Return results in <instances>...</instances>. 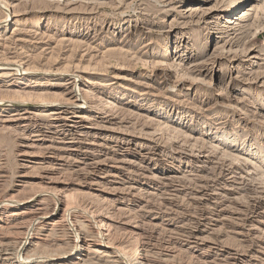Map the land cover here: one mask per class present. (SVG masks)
I'll return each mask as SVG.
<instances>
[{"label": "rangeland", "instance_id": "rangeland-1", "mask_svg": "<svg viewBox=\"0 0 264 264\" xmlns=\"http://www.w3.org/2000/svg\"><path fill=\"white\" fill-rule=\"evenodd\" d=\"M6 1L0 264H264V0Z\"/></svg>", "mask_w": 264, "mask_h": 264}, {"label": "bare ground", "instance_id": "bare-ground-1", "mask_svg": "<svg viewBox=\"0 0 264 264\" xmlns=\"http://www.w3.org/2000/svg\"><path fill=\"white\" fill-rule=\"evenodd\" d=\"M52 1V0H51ZM240 3H241V0H232V1H230L229 2V5H230V8H231V11H230V13L232 14V16H235L236 15V17H232V20H228V21H226L225 23L226 24H234L235 22L234 21H237V20H240V19H242L243 18V16L245 15V13H243L242 12V15H241V13H237V11H239L238 10V8H239V6H240ZM15 5H13V4H11L10 2H8V1H6V0H0V11L1 12H4V13H6V17H7V19L5 20V21H3V22H1L0 23V31H4V29L5 28H7L8 27V25H9V20H11V18H13L14 16H12V15H9L10 13H9V11H10V9L12 10L13 9V7H14ZM233 14H235V15H233ZM246 26V25H245ZM248 28V27H247ZM246 32V31H245ZM238 50V49H237ZM7 62V61H6ZM156 65H161V66H163L162 64H161V62H158V64H156ZM9 66H11V64H9V63H3V62H0V67H9ZM22 66V65H21ZM20 66V67H21ZM78 66V65H77ZM160 66V67H161ZM70 67V66H69ZM13 68V67H12ZM69 70V69H68ZM169 70V69H168ZM24 71V70H23ZM69 71H71V70H69ZM81 71V70H80ZM85 71V70H84ZM167 71V70H166ZM169 71H171V70H169ZM168 71V72H169ZM200 71V70H199ZM74 72H76V71H74ZM78 72V71H77ZM163 72V71H162ZM69 73V72H68ZM184 73V72H183ZM31 74H33V72H29V71H27V70H25L24 72H23V74L22 75H31ZM68 76H70V74H67L66 75V77H68ZM71 77V76H70ZM69 77V78H70ZM73 77V76H72ZM77 77V76H76ZM187 78V77H186ZM189 78V77H188ZM77 79V78H76ZM181 79V78H180ZM197 79V78H196ZM191 80V79H190ZM194 80H195V78H194ZM196 81V80H195ZM211 81V80H210ZM204 82V81H203ZM202 82V83H203ZM196 83H197V81H196ZM73 85V84H72ZM76 85V84H75ZM77 86V85H76ZM80 90V89H79ZM82 90V89H81ZM222 90V89H221ZM225 90V89H224ZM71 93H73V92H71ZM72 96V101H69V99H68V101L67 100H65V101H67V102H60V103H58V102H55V104H53V103H51V102H33V103H31V104H21V105H23V106H40L41 108L43 107V108H46V109H48V108H50V107H58L59 108V110H64L65 111V117H63L62 115H61V112L59 111V114H58V118L60 119V120H62V121H66L67 119H69V115H71V114H73V115H75V118L76 119H78L79 120V122L78 123H80V124H84V122L85 121H89L86 117H84V116H82V115H80L81 114V112H74V111H71L70 110V108H69V105L70 106H72V107H78V106H76V105H78V103H80L82 100L81 99H79L78 98V96H75L74 95V93L73 94H71ZM223 95H225V98L227 97V99H228V101H229V97H228V95H227V93L226 94H223ZM44 99V98H43ZM90 99H93V98H91L90 97ZM39 100V99H38ZM37 101V100H36ZM58 103V104H57ZM82 103H84V102H82ZM228 103V102H227ZM0 104H6V102H4V101H0ZM19 104V103H18ZM86 104V103H85ZM92 107V106H91ZM105 107L106 106H104V105H102L101 107H99V109H98V111L99 112H103V111H105ZM107 108V107H106ZM57 118V117H56ZM90 125V124H89ZM165 129H167V128H165ZM158 131H159V129H158ZM28 140V139H27ZM213 146V145H212ZM211 149V148H210ZM225 151V150H224ZM26 154V153H25ZM229 154H231V153H229ZM236 158V157H235ZM226 159V158H225ZM228 160V159H227ZM234 161H236L235 159H234ZM236 163V162H235ZM237 163H240V167H241V164H243V162H237ZM251 163H252V161H251ZM220 164V163H219ZM254 164V163H253ZM236 166V165H235ZM230 167V166H229ZM249 167V166H248ZM247 167V168H248ZM256 167H257V165H256ZM255 167V169H257ZM226 168V167H225ZM252 168V167H251ZM254 168V167H253ZM224 169V168H223ZM241 169V168H240ZM251 170V169H250ZM231 172V171H230ZM233 172H235V171H233ZM232 172V173H233ZM238 172V171H237ZM257 172V171H256ZM261 172H263V170L261 171ZM251 173V172H250ZM248 176V175H247ZM262 178H263V176H262ZM261 179V178H260ZM257 180H259V179H257ZM250 183V182H249ZM248 183V184H249ZM253 184V183H252ZM259 185V184H258ZM256 186V185H255ZM255 188H258L257 186L255 187ZM261 190H264V185H261V187H259ZM248 192H249V190H248ZM260 193V192H259ZM48 194H50V193H48ZM253 194V193H252ZM258 194V193H257ZM54 199H55V201H56V205H57V208H59L60 206H61V204L63 203V201H65V199H67V196L65 195H63V194H61V193H59L58 191L57 192H54V193H51L50 194ZM262 195V194H261ZM260 195V196H261ZM256 196V195H255ZM36 197H38V195L37 196H34V197H32V199L30 200V202L31 201H34L35 199H36ZM256 199V198H255ZM250 200H251V196H250ZM260 200V199H259ZM67 201V200H66ZM257 202V201H256ZM255 202V203H256ZM25 205V204H24ZM255 205V204H254ZM253 205V206H254ZM252 206V207H253ZM58 210V209H57ZM66 210V209H65ZM1 212V211H0ZM105 219H103V218H100V217H95L94 219L92 218V220H91V222L94 224V226H95V233H97V235L99 236L98 238H100L101 239V241L102 240H104V237L105 236H107V235H104L103 233H106L107 232V229H106V223H105V221H104ZM25 231V230H24ZM105 241H106V238H105ZM27 242V241H26ZM76 246H75V248H74V250L72 251V253H70L69 255L70 256H72V255H80L81 254V252H83V250H84V246H82V245H79L82 241L81 240H79V239H77L76 240ZM103 242V241H102ZM101 242V243H102ZM108 243V242H107ZM135 243V242H134ZM102 244H105L104 242L102 243ZM136 244V243H135ZM26 245H28V244H26L25 243V241H24V243H23V247H25ZM134 245V244H133ZM114 251V255H116L117 254V257L120 259V260H122V261H124L123 263H125V262H128V264H146V262H145V260H144V258H143V256H142V254H141V252H140V250H138L137 248H136V245L134 246V248H132V249H130V250H127V251H124L123 249H119L118 247H113L112 248ZM66 256V255H64L63 257H61L59 260L60 261H65V260H67V259H69V257L70 256ZM127 264V263H126Z\"/></svg>", "mask_w": 264, "mask_h": 264}]
</instances>
